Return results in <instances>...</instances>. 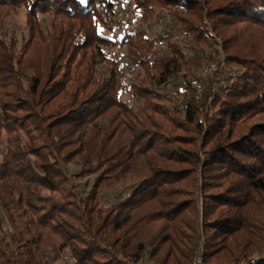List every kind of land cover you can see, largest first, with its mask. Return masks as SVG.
<instances>
[{"label": "trees", "instance_id": "obj_1", "mask_svg": "<svg viewBox=\"0 0 264 264\" xmlns=\"http://www.w3.org/2000/svg\"><path fill=\"white\" fill-rule=\"evenodd\" d=\"M127 3L0 0V264H264V0Z\"/></svg>", "mask_w": 264, "mask_h": 264}, {"label": "rangeland", "instance_id": "obj_2", "mask_svg": "<svg viewBox=\"0 0 264 264\" xmlns=\"http://www.w3.org/2000/svg\"><path fill=\"white\" fill-rule=\"evenodd\" d=\"M130 8H131V6H130ZM118 14H119V18H120L121 21H123V20L125 21L127 19H131L132 18V14H130L126 10L124 11L122 8L121 9L118 8ZM24 25H25V17H24V12H22L20 16L7 19L4 28L8 29L9 32L13 31V32H15L16 34L19 35V34H24V32H25ZM124 56H125V49L124 48L114 49L111 52H109V58H111V59L121 60ZM106 69L107 68L105 66H102L100 68V73L105 72ZM212 74H213V71H212V73L210 75H212ZM198 75L201 76V77H207V76H203L201 74V71H200V73ZM214 80H215L214 81L215 85H217L218 82L220 81V78L219 77H215ZM190 82H199L202 85V83L200 81H197V80H191ZM178 83H179V81H178ZM180 83L182 84V81H180ZM192 89H194V88H192ZM162 91L163 90H161V92ZM166 92L172 96V99H173L172 103L173 104H178L180 102L181 94L175 92L171 88H168L166 90ZM196 94H197V92H196ZM129 95L130 94L128 92H126V91L122 92L123 99L129 101L135 107L136 104H135L134 100ZM196 99H198L197 96H196ZM131 186H132L131 184H128V185L122 186L121 188L116 189V190L105 191L102 194V200H101L102 206L108 207L111 204V202L113 201V199L115 198V196L118 197L121 193H123L122 194V198H123V196L128 195V193H130ZM144 262L142 264H147L146 262L145 263ZM68 264H70V263H68Z\"/></svg>", "mask_w": 264, "mask_h": 264}, {"label": "built area", "instance_id": "obj_3", "mask_svg": "<svg viewBox=\"0 0 264 264\" xmlns=\"http://www.w3.org/2000/svg\"><path fill=\"white\" fill-rule=\"evenodd\" d=\"M121 7L123 10L129 9V4L127 3V0H120ZM141 20L138 18L134 25H132V28H135L140 24ZM147 35L149 38L156 39L157 40V46L163 47L164 46V31L163 26L161 23V20L158 21V23L153 24L149 30H147ZM181 40H186L187 36L184 35L180 38ZM183 54L186 58H189L191 56V51L187 47H183ZM204 54L207 55L208 51H204ZM217 70V64L216 63H209L201 71V74L203 76H209L212 71L215 72ZM138 71V69L135 66H129L127 70L124 72V74L119 79V84L124 86L126 85L131 79L133 78L134 74ZM182 84L185 85L186 83L182 81ZM225 81L220 78L219 83L217 84L218 87H224ZM191 87L195 89L197 92V98L203 91V86L199 82H191ZM128 195L123 196L127 197Z\"/></svg>", "mask_w": 264, "mask_h": 264}, {"label": "snow or ice", "instance_id": "obj_4", "mask_svg": "<svg viewBox=\"0 0 264 264\" xmlns=\"http://www.w3.org/2000/svg\"><path fill=\"white\" fill-rule=\"evenodd\" d=\"M83 2L87 3V0H83Z\"/></svg>", "mask_w": 264, "mask_h": 264}]
</instances>
